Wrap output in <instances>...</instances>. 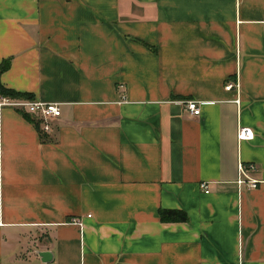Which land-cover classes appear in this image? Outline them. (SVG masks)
<instances>
[{"label":"crops","instance_id":"1","mask_svg":"<svg viewBox=\"0 0 264 264\" xmlns=\"http://www.w3.org/2000/svg\"><path fill=\"white\" fill-rule=\"evenodd\" d=\"M263 23L264 0H0V83L60 111L0 109V264H264Z\"/></svg>","mask_w":264,"mask_h":264},{"label":"built area","instance_id":"2","mask_svg":"<svg viewBox=\"0 0 264 264\" xmlns=\"http://www.w3.org/2000/svg\"><path fill=\"white\" fill-rule=\"evenodd\" d=\"M264 26V23H263ZM236 87L237 83L227 82L224 85L226 90ZM185 111L191 116H197L200 112V102L188 99L183 102ZM2 107H10L19 112L32 115L37 121H39V127L42 132H47L49 130V122L59 116V107L56 102H43L35 99H27L20 97H8L0 96V109ZM236 138L238 140H249L252 138V132L247 127H238L236 132ZM239 176L236 179L237 185H243L246 188H255L257 181L255 179H250L246 176V170H254V164L237 166ZM204 192H207V187L204 183H200L199 186ZM71 222L79 223L78 220L72 219Z\"/></svg>","mask_w":264,"mask_h":264},{"label":"trees","instance_id":"3","mask_svg":"<svg viewBox=\"0 0 264 264\" xmlns=\"http://www.w3.org/2000/svg\"><path fill=\"white\" fill-rule=\"evenodd\" d=\"M9 58H4L0 61V74L6 70L9 66ZM0 96H8V97H20V98H27V99H33L32 95L27 92H19L15 91L13 89L4 87L0 83ZM24 116L29 118L31 122L35 126L38 125L37 120L35 118L33 119L30 115L23 113ZM158 216L161 221H185L186 215L183 211L177 210V209H159Z\"/></svg>","mask_w":264,"mask_h":264}]
</instances>
